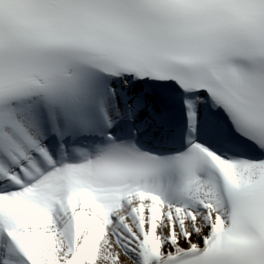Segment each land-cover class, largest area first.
I'll list each match as a JSON object with an SVG mask.
<instances>
[{
  "label": "snow or ice",
  "instance_id": "1",
  "mask_svg": "<svg viewBox=\"0 0 264 264\" xmlns=\"http://www.w3.org/2000/svg\"><path fill=\"white\" fill-rule=\"evenodd\" d=\"M0 264H264V0H0Z\"/></svg>",
  "mask_w": 264,
  "mask_h": 264
}]
</instances>
